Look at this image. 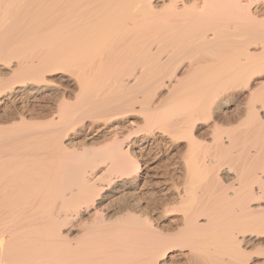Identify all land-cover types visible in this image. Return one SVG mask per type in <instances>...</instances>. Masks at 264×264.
Instances as JSON below:
<instances>
[{
	"label": "bare ground",
	"instance_id": "1",
	"mask_svg": "<svg viewBox=\"0 0 264 264\" xmlns=\"http://www.w3.org/2000/svg\"><path fill=\"white\" fill-rule=\"evenodd\" d=\"M262 113L264 0H0V264H264Z\"/></svg>",
	"mask_w": 264,
	"mask_h": 264
},
{
	"label": "snow or ice",
	"instance_id": "2",
	"mask_svg": "<svg viewBox=\"0 0 264 264\" xmlns=\"http://www.w3.org/2000/svg\"><path fill=\"white\" fill-rule=\"evenodd\" d=\"M262 115H264V113H262ZM187 253V248L181 252L178 245H169L161 248L155 254L151 264H188ZM259 255L264 258V251H261ZM173 257H175V259H173Z\"/></svg>",
	"mask_w": 264,
	"mask_h": 264
},
{
	"label": "rangeland",
	"instance_id": "3",
	"mask_svg": "<svg viewBox=\"0 0 264 264\" xmlns=\"http://www.w3.org/2000/svg\"><path fill=\"white\" fill-rule=\"evenodd\" d=\"M58 76H59V77H58ZM55 77H56L58 80H59V79L62 80V76H61V74H58V75H56ZM60 80H59V81H60ZM237 107H238V106H236L235 104H232V105L228 106V108H226V110L230 113V115L233 116V115H235V112H234V111H236ZM235 108H236V109H235ZM231 111H233L234 113L231 112ZM232 113H233V114H232ZM135 120H136V118H135ZM81 139H82V141H83V137H82V136H78V138L76 139V141H79V140H81ZM79 142H80V141H79ZM167 148H169V147H167L166 145H164V146L162 145V148H161V149H163L162 152H163V151L165 152V151L167 150ZM157 151H158V150H157ZM163 156H164V154H163ZM163 156H162V157H163ZM161 159H162V158H161ZM161 159H160V160H161ZM160 160H158L156 164L158 165V168L162 169V168H161V166H162V165H161L162 162H161ZM151 188H152V187H151ZM150 191H151V190L148 189L147 193H145L144 196H151V195H152V196H153V195L155 196V194H152V193H154V192L152 191V193H151ZM148 192H149V193H148Z\"/></svg>",
	"mask_w": 264,
	"mask_h": 264
}]
</instances>
